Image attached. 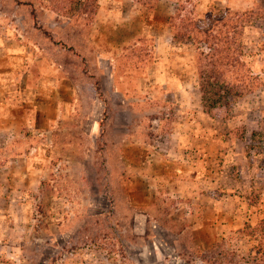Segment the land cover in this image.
Here are the masks:
<instances>
[{"label": "rangeland", "instance_id": "374dc122", "mask_svg": "<svg viewBox=\"0 0 264 264\" xmlns=\"http://www.w3.org/2000/svg\"><path fill=\"white\" fill-rule=\"evenodd\" d=\"M72 1L0 0L9 101L44 107L0 135V264L264 263V0ZM176 8L241 44L251 88L219 110Z\"/></svg>", "mask_w": 264, "mask_h": 264}, {"label": "trees", "instance_id": "16d2710c", "mask_svg": "<svg viewBox=\"0 0 264 264\" xmlns=\"http://www.w3.org/2000/svg\"><path fill=\"white\" fill-rule=\"evenodd\" d=\"M69 10L71 15L79 12L93 13L89 2H79L78 0L70 5ZM192 19L189 14L183 12L182 8H176L170 17L172 37L176 41L189 40L196 45L195 68L203 107L219 110L230 98L241 97L251 88L248 84L247 72L239 71L241 65L239 57L242 54L241 44H236L229 38V20L223 24L224 32H216L214 24L208 23V25L201 26L200 21L197 22ZM233 28L235 27H231V29ZM236 33L234 31V34ZM254 134L256 133H251V139H253ZM251 232L255 233L254 231ZM260 246L259 250L261 251L259 253L264 255L262 241ZM235 257V252L222 244L208 246L201 251L202 261L209 264H240L239 261L235 260ZM248 264L264 263L256 261Z\"/></svg>", "mask_w": 264, "mask_h": 264}, {"label": "crops", "instance_id": "0c3cea01", "mask_svg": "<svg viewBox=\"0 0 264 264\" xmlns=\"http://www.w3.org/2000/svg\"><path fill=\"white\" fill-rule=\"evenodd\" d=\"M5 77H9V74L7 73L4 66L0 65V135L4 139H8L13 136L11 128L8 126L10 122L24 121L25 119L28 120L27 117L29 115L31 116L32 113H34L35 118L40 121V118L42 119V110L44 109V107H41V105H38L34 101H32L34 97L31 101H29V103H27V101H24L22 104L13 103V101L10 102L9 96L13 95L11 93H15L17 89L15 86H11L8 81L5 82ZM22 90L23 89L21 88L19 89L20 92ZM15 110H17L18 112ZM47 119L45 118L44 121L47 122ZM49 120L50 118L48 119V121Z\"/></svg>", "mask_w": 264, "mask_h": 264}]
</instances>
